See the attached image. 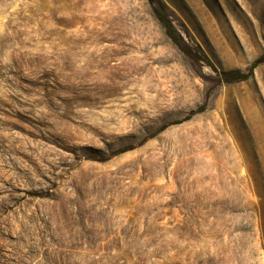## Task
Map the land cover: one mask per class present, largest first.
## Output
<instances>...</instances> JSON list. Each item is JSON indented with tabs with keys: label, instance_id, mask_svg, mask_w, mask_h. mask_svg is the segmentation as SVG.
<instances>
[{
	"label": "rangeland",
	"instance_id": "1",
	"mask_svg": "<svg viewBox=\"0 0 264 264\" xmlns=\"http://www.w3.org/2000/svg\"><path fill=\"white\" fill-rule=\"evenodd\" d=\"M164 1L218 71L264 53V0ZM0 264H264V65L147 0H0Z\"/></svg>",
	"mask_w": 264,
	"mask_h": 264
},
{
	"label": "trees",
	"instance_id": "2",
	"mask_svg": "<svg viewBox=\"0 0 264 264\" xmlns=\"http://www.w3.org/2000/svg\"><path fill=\"white\" fill-rule=\"evenodd\" d=\"M150 5L154 16L164 28L166 36L172 41V43L187 56H193L202 60L205 64L216 72L225 83H240L249 80L256 69L264 65V53L257 58L248 69L243 72L241 70H231L228 72L218 71L211 59L206 55L201 45L196 41L195 37L189 30V28L180 22V26L183 34L179 33L175 26V13L170 9L164 0H147ZM201 111H195L183 122L190 120L193 116L201 114Z\"/></svg>",
	"mask_w": 264,
	"mask_h": 264
}]
</instances>
